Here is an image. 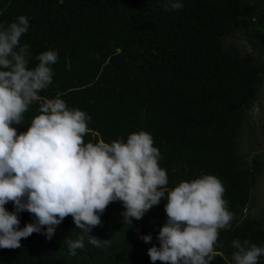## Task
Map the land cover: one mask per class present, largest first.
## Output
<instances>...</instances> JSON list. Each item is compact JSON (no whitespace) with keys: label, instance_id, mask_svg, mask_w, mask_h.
<instances>
[{"label":"trees","instance_id":"trees-1","mask_svg":"<svg viewBox=\"0 0 264 264\" xmlns=\"http://www.w3.org/2000/svg\"><path fill=\"white\" fill-rule=\"evenodd\" d=\"M182 2V9L164 11L162 0H0V24L28 18L20 44L28 45L29 68L41 52L57 51L52 83L39 95L59 96L91 117L84 143L126 140L143 130L161 154L168 189L204 174L222 182L234 218L219 231L210 264H229L232 240L264 245V200L255 192L264 175L256 151L264 117L250 114L264 83V0ZM236 33L252 52L225 42ZM38 104L29 106L18 132ZM165 203L131 225L123 222L121 203H110L90 233L109 244L97 248L85 239L74 256L65 239L82 233L66 216L51 239L34 232L20 248L0 249V264H162L150 261L147 249L159 247ZM5 207L13 211L11 202ZM18 217L21 228L32 222L27 211ZM147 234L150 243L138 238Z\"/></svg>","mask_w":264,"mask_h":264},{"label":"clouds","instance_id":"clouds-1","mask_svg":"<svg viewBox=\"0 0 264 264\" xmlns=\"http://www.w3.org/2000/svg\"><path fill=\"white\" fill-rule=\"evenodd\" d=\"M62 3L63 0H60ZM164 11L183 8L182 0H162ZM29 20L17 16L7 27L0 24V249L20 248L22 238L39 233L51 239L66 216L81 230L75 240L65 239L69 255L84 249L85 239L97 248L109 240L90 235L101 225L106 206L119 201L124 224L131 225L162 200L166 220L147 249L150 261L162 264H210L214 261L219 231L231 227L233 214L223 198L225 189L214 175L181 181L171 189L159 166L161 154L143 130L126 140L84 143L91 117L68 108L57 96L39 93L52 83L55 50L38 54L28 67V45L20 38ZM35 102L38 114L25 131L17 126ZM12 203L13 211L5 205ZM27 211L32 222L19 227L18 213ZM138 238L150 243L152 235ZM229 264H258L264 245L234 239Z\"/></svg>","mask_w":264,"mask_h":264},{"label":"rangeland","instance_id":"rangeland-1","mask_svg":"<svg viewBox=\"0 0 264 264\" xmlns=\"http://www.w3.org/2000/svg\"><path fill=\"white\" fill-rule=\"evenodd\" d=\"M249 1H255V0H249ZM225 42L240 47V52L243 54L253 51L251 48V45L244 42V39L241 33H236L232 35L231 37H228L225 40ZM257 51H258L257 49L254 50V52H257ZM259 113H262L264 117V83L261 86L259 98L257 102L255 103L253 108L250 110L251 116L258 117ZM260 123L262 126H260L258 134H259V138L262 141L260 142V148H258L256 151H258V153H260L262 157H264V120L261 121ZM255 192H256V195L259 197L260 201L264 200V175L263 177H261L258 185L256 186ZM257 205H259V203Z\"/></svg>","mask_w":264,"mask_h":264}]
</instances>
